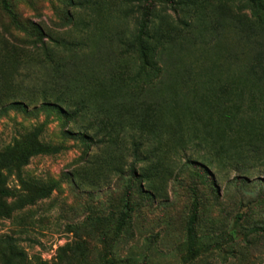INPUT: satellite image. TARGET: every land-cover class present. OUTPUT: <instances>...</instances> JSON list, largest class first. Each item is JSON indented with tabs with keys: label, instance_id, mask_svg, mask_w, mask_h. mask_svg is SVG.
I'll use <instances>...</instances> for the list:
<instances>
[{
	"label": "rangeland",
	"instance_id": "obj_1",
	"mask_svg": "<svg viewBox=\"0 0 264 264\" xmlns=\"http://www.w3.org/2000/svg\"><path fill=\"white\" fill-rule=\"evenodd\" d=\"M173 1L0 0V264H264V0Z\"/></svg>",
	"mask_w": 264,
	"mask_h": 264
},
{
	"label": "trees",
	"instance_id": "obj_2",
	"mask_svg": "<svg viewBox=\"0 0 264 264\" xmlns=\"http://www.w3.org/2000/svg\"><path fill=\"white\" fill-rule=\"evenodd\" d=\"M169 2H171L172 4L174 3L173 0H169ZM172 8L174 9L173 5H172ZM146 25H147V20L143 21L142 24H141V28H142L141 32H142V34L145 32ZM141 47H142V53L145 56V49L146 48H145L144 45H142ZM50 189L49 188H45V187H41L39 189V191L41 192V195L44 197V196H47L50 193ZM9 193H10L9 190L4 189V188H0V195H8ZM33 201H35V200H33ZM130 209H131L130 208V200H129V198H127L126 201H125V212L124 213H127L128 210H130Z\"/></svg>",
	"mask_w": 264,
	"mask_h": 264
}]
</instances>
